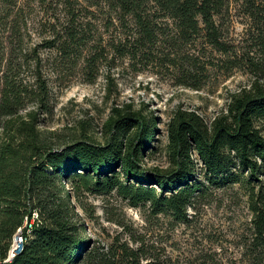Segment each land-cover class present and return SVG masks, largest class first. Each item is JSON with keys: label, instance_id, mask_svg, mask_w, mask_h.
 Segmentation results:
<instances>
[{"label": "trees", "instance_id": "obj_1", "mask_svg": "<svg viewBox=\"0 0 264 264\" xmlns=\"http://www.w3.org/2000/svg\"><path fill=\"white\" fill-rule=\"evenodd\" d=\"M35 2L39 7L47 4L41 24L46 35L26 46L19 25L23 7L17 0H0V264H154L140 248L125 242L114 250L89 249V240L80 236V225L72 217L64 182L76 193L115 192L130 206L148 203L154 212H169L177 220L187 218V208L203 195L205 183H239L247 191L252 214V264L264 261V184L259 179L264 174V71L261 77L251 71L255 75L250 86L232 93L224 111L211 120L176 108L165 125V167L141 163L157 131L156 122L131 105L111 108L102 142L79 137L59 142L50 137L55 132L38 128V115L52 113L42 52L54 49L58 57L74 64L87 37L83 32L90 25L87 13L94 9L103 21L134 29L112 44L119 57L147 55L158 39L159 22L169 20L179 39L201 34L212 48L227 54L221 21L229 0ZM260 6L264 8V0L254 7ZM254 7L250 14L260 15ZM257 19L264 20V15ZM259 40L264 56V31ZM102 51L92 52L85 63L89 66L102 58ZM27 69L31 74L25 73ZM28 105L32 109L21 115ZM34 211L37 225L21 252L5 262L12 234Z\"/></svg>", "mask_w": 264, "mask_h": 264}, {"label": "rangeland", "instance_id": "obj_2", "mask_svg": "<svg viewBox=\"0 0 264 264\" xmlns=\"http://www.w3.org/2000/svg\"><path fill=\"white\" fill-rule=\"evenodd\" d=\"M17 1L24 16L19 21L20 32L25 35L24 44L31 46L46 35L41 24L46 19L43 9L47 4L39 7L35 0ZM257 4L258 0H229L221 21L224 40L229 45L227 54L212 48L201 34L189 40L179 39L169 20L159 22L158 39L148 54L135 59L117 56L112 46L122 33L134 29L130 26L123 30L114 20L103 21L93 9L87 13L91 18L83 30L87 37L74 64L58 57L54 49L42 52L52 113L38 115V128L55 132L50 137L59 142L78 137L102 142L107 135L104 121L111 108L131 105L156 122L157 131L141 163L165 167V125L176 108L193 110L211 120L224 111L232 93L250 86L255 75L251 71L261 77L264 56L259 38L264 20L257 18L264 15V8L256 9ZM251 5L260 15L250 14ZM101 49L103 57L88 66L86 57ZM252 63L259 68L253 70ZM25 73L31 74L30 69ZM30 109L32 105L21 115ZM259 179L264 184V174ZM63 187L70 191L68 205L80 225V236L89 240V249L114 250L125 242L140 248L154 264L255 261L250 247L252 214L247 191L239 183H205L203 195L187 208L185 220H177L169 212L156 213L148 203L130 206L115 192L76 193L67 182ZM26 218L27 215L22 224Z\"/></svg>", "mask_w": 264, "mask_h": 264}, {"label": "built area", "instance_id": "obj_3", "mask_svg": "<svg viewBox=\"0 0 264 264\" xmlns=\"http://www.w3.org/2000/svg\"><path fill=\"white\" fill-rule=\"evenodd\" d=\"M37 213L34 211L29 218H26L23 224L16 228L12 235L11 243L6 252L5 262L12 260L16 255H18L23 249L24 242L31 233L34 226L37 225Z\"/></svg>", "mask_w": 264, "mask_h": 264}]
</instances>
